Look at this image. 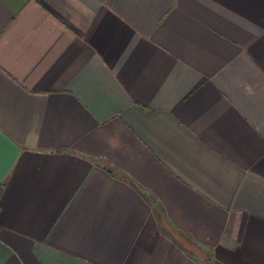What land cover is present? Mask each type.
<instances>
[{
	"label": "crops",
	"instance_id": "obj_1",
	"mask_svg": "<svg viewBox=\"0 0 264 264\" xmlns=\"http://www.w3.org/2000/svg\"><path fill=\"white\" fill-rule=\"evenodd\" d=\"M0 264H264V0H0Z\"/></svg>",
	"mask_w": 264,
	"mask_h": 264
},
{
	"label": "trees",
	"instance_id": "obj_2",
	"mask_svg": "<svg viewBox=\"0 0 264 264\" xmlns=\"http://www.w3.org/2000/svg\"><path fill=\"white\" fill-rule=\"evenodd\" d=\"M2 189H3V188H2V185H0V195H1Z\"/></svg>",
	"mask_w": 264,
	"mask_h": 264
}]
</instances>
